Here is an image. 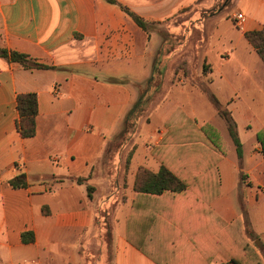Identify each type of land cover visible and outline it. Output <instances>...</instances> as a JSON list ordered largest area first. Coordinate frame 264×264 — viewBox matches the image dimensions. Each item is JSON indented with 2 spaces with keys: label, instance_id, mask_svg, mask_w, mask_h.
Instances as JSON below:
<instances>
[{
  "label": "crops",
  "instance_id": "crops-1",
  "mask_svg": "<svg viewBox=\"0 0 264 264\" xmlns=\"http://www.w3.org/2000/svg\"><path fill=\"white\" fill-rule=\"evenodd\" d=\"M121 1L173 36L202 7L201 0ZM241 1L245 32L262 29L264 0ZM159 33L145 32L105 0H0V49L51 67L29 70L0 57V264H157L151 256L163 264H232L218 249L223 240L231 244L236 220L264 262V156L257 140L264 131V63L259 58L254 72L238 68L241 84L227 94L215 89L216 97L208 53L179 48L164 54L156 85L150 80L165 44ZM230 47L228 57L217 55L222 68L234 57ZM189 60L196 74L175 72ZM260 73L262 80L253 79ZM145 85V113L133 133L123 134ZM26 93L37 95L38 115L36 135L24 139L17 96ZM207 96L233 117L241 159L227 125L214 123L217 109L209 106L212 114L196 102ZM178 107L199 127L215 129L205 143H186L191 136L181 132L159 146ZM163 167L179 179L176 188L158 191L162 181L144 178L136 189L141 171ZM20 175L27 187H11Z\"/></svg>",
  "mask_w": 264,
  "mask_h": 264
},
{
  "label": "trees",
  "instance_id": "trees-1",
  "mask_svg": "<svg viewBox=\"0 0 264 264\" xmlns=\"http://www.w3.org/2000/svg\"><path fill=\"white\" fill-rule=\"evenodd\" d=\"M106 2L117 5L121 8V10L126 13L142 30L145 32H151L153 29V23L147 22L144 18L136 14L127 6L119 3L117 0H105ZM202 1V0H201ZM245 38L254 51L257 53L259 58L264 63V27L260 30H255L251 32H247L245 34ZM164 49H161L157 55L154 70H153V77L150 81L156 80V76L158 73L165 71V65L163 63V56H164ZM0 57L8 60L11 63H18L21 64L24 68L29 70L35 69H50L51 67L39 64L35 59L31 58L29 55L7 50V49H0ZM182 68L178 66L176 72L178 73V69ZM160 75V74H159ZM159 77V76H157ZM160 87V84L157 86ZM144 90L141 93V96L137 103L133 106L130 112L127 114V117L124 121L123 127V134L133 133L136 130L137 122L141 118V116L145 113L149 98H150V91ZM213 98V102L215 104V108L217 109L219 115L226 121L229 134L235 145L237 147V154L239 159L243 157L242 153V145L238 138L236 125L234 123L233 117L231 116L228 110H225L221 107L218 100ZM17 110L19 113V118L17 120V131L20 136L24 139L32 138L37 133V115H38V98L35 93H26L20 94L17 96ZM165 127L167 128L168 132L165 137L161 140L159 146L169 145L170 139L172 136H176L179 133H185L188 136L186 143H197L198 141L206 142L208 137V132L211 130L213 131V127L209 124L203 125L201 127L198 126L197 121L188 115L182 107H178L173 114L169 117V119L165 122ZM215 131V129H214ZM196 134L197 137H192L193 134ZM200 136V137H198ZM257 140L262 146V153L264 156V131H259L257 133ZM154 153V152H153ZM221 156L218 155V161H220ZM150 179V180H157L162 181L164 185L160 186L158 191H163L167 189H174L172 184L174 182L178 183V178L173 175L172 172L167 170L166 168H162V170L157 173H151L147 171H141L137 177V185L138 187V180L142 179ZM79 182H83V180H79ZM10 186L19 189L27 187V179L25 175H20L9 182ZM182 187V186H181ZM92 188H89V196L92 198ZM219 220H221L218 217ZM225 225V222H222ZM228 227L231 224L227 225ZM233 228V238L231 244H227L225 246L224 240L220 243V247L218 249V253L229 261L232 264H264L263 260L257 253L255 246L245 238L243 234V224L240 220H236L232 223ZM26 234L23 235V240L26 241ZM157 264H163L158 258L151 256ZM213 258H210L209 261H212Z\"/></svg>",
  "mask_w": 264,
  "mask_h": 264
},
{
  "label": "rangeland",
  "instance_id": "rangeland-1",
  "mask_svg": "<svg viewBox=\"0 0 264 264\" xmlns=\"http://www.w3.org/2000/svg\"><path fill=\"white\" fill-rule=\"evenodd\" d=\"M117 1L125 5L121 0ZM197 8L198 7L193 10V12L196 11L197 15L192 18H188L192 19V23H187L186 27L178 34V36H173L171 33L167 32V26L154 24L152 29L153 31H157V33L160 32L159 34L162 42L165 43L163 47L165 54L174 52L179 48L183 50V53L186 51L191 54L199 51H201V54H204V51L208 53L209 60L214 64L215 72L217 73L215 78V84L217 86L213 90L215 94L214 96L217 97L215 89L219 92L227 94L231 86L241 84L239 78L237 77L238 68H248L249 71L251 69V72H254V70L261 68V61L245 38V34L247 33L245 32L246 30L238 29L234 24V15L240 11H244L241 0H202L201 10ZM194 21L196 24L193 23ZM190 30H194L195 33L193 32L194 34L190 35ZM190 39L191 41L189 43ZM230 44L234 46V48H232L234 51V57L228 66L222 68L219 66L220 64L217 55L222 54L224 57H228L230 55L229 51H231ZM189 61L190 63L186 64L185 62H181L178 65L182 67L178 69V73L182 76L184 75L187 77L191 70L194 74L197 73L198 66L194 64L192 65V60ZM205 65L207 68L206 71H209L211 66L208 61ZM177 68H175V72ZM218 72L221 75H218ZM252 77H254L253 79L256 81L263 79V75L261 73L252 75ZM194 78L195 75H193V79L191 80L192 82L196 84L200 83L199 79ZM209 79L210 78L205 79L206 82H208ZM158 83L159 78L156 80V85ZM144 88H146V85L143 87L142 91ZM182 96L183 95L179 97ZM209 98H211V96H207L206 101L204 99L201 101L198 98L196 99V102L200 105V108L203 111L211 112V107L212 109L215 107L213 100L211 99L210 101ZM211 113L213 114V111ZM214 123L221 129H223V127L226 128L225 125H227L222 117L219 116L215 117Z\"/></svg>",
  "mask_w": 264,
  "mask_h": 264
},
{
  "label": "built area",
  "instance_id": "built-area-1",
  "mask_svg": "<svg viewBox=\"0 0 264 264\" xmlns=\"http://www.w3.org/2000/svg\"><path fill=\"white\" fill-rule=\"evenodd\" d=\"M234 21L238 29L244 30L247 22V16L242 12H238L234 15Z\"/></svg>",
  "mask_w": 264,
  "mask_h": 264
}]
</instances>
